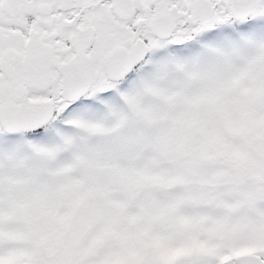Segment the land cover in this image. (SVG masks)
<instances>
[{
  "label": "snow or ice",
  "instance_id": "obj_1",
  "mask_svg": "<svg viewBox=\"0 0 264 264\" xmlns=\"http://www.w3.org/2000/svg\"><path fill=\"white\" fill-rule=\"evenodd\" d=\"M0 264H264V0H0Z\"/></svg>",
  "mask_w": 264,
  "mask_h": 264
}]
</instances>
